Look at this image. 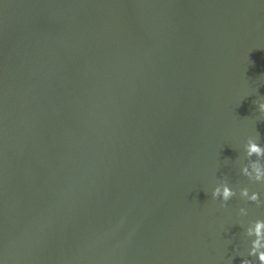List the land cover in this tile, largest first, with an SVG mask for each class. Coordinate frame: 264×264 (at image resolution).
Masks as SVG:
<instances>
[{
    "label": "water",
    "instance_id": "1",
    "mask_svg": "<svg viewBox=\"0 0 264 264\" xmlns=\"http://www.w3.org/2000/svg\"><path fill=\"white\" fill-rule=\"evenodd\" d=\"M256 102L264 0H0V264H260Z\"/></svg>",
    "mask_w": 264,
    "mask_h": 264
},
{
    "label": "clouds",
    "instance_id": "2",
    "mask_svg": "<svg viewBox=\"0 0 264 264\" xmlns=\"http://www.w3.org/2000/svg\"><path fill=\"white\" fill-rule=\"evenodd\" d=\"M258 103V110L264 114V102ZM259 137H249L247 143L244 145L246 157L248 163L242 168V175L247 177L252 182L264 183V146L259 142ZM255 157V159H253ZM237 195V192L229 185L227 180L215 187L212 192L214 199H222L223 203L221 207H227L228 202ZM239 195L242 199L255 203L257 205L264 204L261 201L259 192H251L249 188L244 187L239 191ZM240 215L246 216L248 210L246 208H240ZM246 234L249 237H255L251 243V250L249 252L250 257H257L260 264H264V220H256L247 228ZM241 264H252L251 259H243Z\"/></svg>",
    "mask_w": 264,
    "mask_h": 264
}]
</instances>
